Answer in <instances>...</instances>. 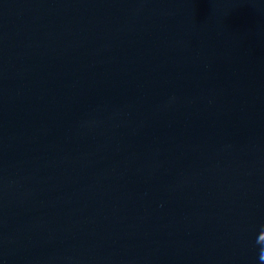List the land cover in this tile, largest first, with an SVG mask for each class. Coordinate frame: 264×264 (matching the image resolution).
<instances>
[{"label": "water", "instance_id": "95a60500", "mask_svg": "<svg viewBox=\"0 0 264 264\" xmlns=\"http://www.w3.org/2000/svg\"><path fill=\"white\" fill-rule=\"evenodd\" d=\"M0 264H264V0H0Z\"/></svg>", "mask_w": 264, "mask_h": 264}]
</instances>
